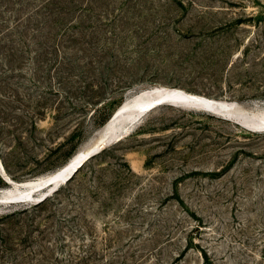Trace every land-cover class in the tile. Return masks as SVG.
Listing matches in <instances>:
<instances>
[{"label": "rangeland", "instance_id": "374dc122", "mask_svg": "<svg viewBox=\"0 0 264 264\" xmlns=\"http://www.w3.org/2000/svg\"><path fill=\"white\" fill-rule=\"evenodd\" d=\"M153 86L262 108L264 0H0L14 181L65 164ZM146 116L43 207L0 204V264H264V132L171 105Z\"/></svg>", "mask_w": 264, "mask_h": 264}, {"label": "bare ground", "instance_id": "6f19581e", "mask_svg": "<svg viewBox=\"0 0 264 264\" xmlns=\"http://www.w3.org/2000/svg\"><path fill=\"white\" fill-rule=\"evenodd\" d=\"M172 96L189 101L199 106L193 107L184 104L173 105L170 101H168L164 104L157 105L156 107L150 110L147 109L155 101ZM163 105H171L174 107L187 109L192 108L193 110L209 112L211 114L218 115L222 118L234 121L248 131L254 133L264 132V105L262 108H258L253 111H246L236 102L214 99L195 93L186 92L179 88L153 86L147 89L140 90L138 92L135 91V93L130 95L121 104L114 116H112L105 124V126L101 129L97 140L94 139L95 142H92L93 144L90 146H86L87 148H81L80 150H78L74 155L71 156V158L65 164L55 169L54 171L39 176L37 178H32L26 181H15L16 183H14V187L1 188L0 200L19 199L20 201L17 200L14 203L0 202V204L10 205L23 203L34 205L35 202H33L32 200H37L42 197L45 193L50 191L49 189L52 186L61 184L59 187L60 189L62 186L70 182L68 181L62 183L77 169V167L80 166V164L85 160L86 155L89 154L92 150L99 149L100 151L101 149H104L106 146H108V144H105L107 139L121 140L122 136H128L134 131L136 126L140 124V122L149 112ZM203 106H207L209 108L212 107L213 109L218 110L220 112L215 113L213 110L206 109V107L204 108ZM245 126H250L254 129L251 130ZM99 151L95 155H97ZM95 155H93L92 157H94ZM92 157H90L89 159H91ZM89 159H87L80 166L74 176L77 175L79 170L83 168V166L87 163ZM54 176L57 177L56 184L48 186L44 189H39L41 188V186L51 180ZM74 176L71 178V180L74 178Z\"/></svg>", "mask_w": 264, "mask_h": 264}, {"label": "water", "instance_id": "95a60500", "mask_svg": "<svg viewBox=\"0 0 264 264\" xmlns=\"http://www.w3.org/2000/svg\"><path fill=\"white\" fill-rule=\"evenodd\" d=\"M155 93V92H154ZM158 97V96H156ZM170 101L173 105H178V104H184V105H187V106H193V107H197L199 105L197 104H194V103H191L189 101H186V100H182V99H179L177 97H168V98H162V99H159L157 101H155L151 106H149L147 109L150 110L154 107H156L157 105H161V104H164L165 102H168ZM202 106V105H201ZM204 108L206 107V109H210V110H213L215 113H219L220 111L218 110H215L213 109L212 107H207V106H203ZM221 108V107H220ZM117 112V111H116ZM115 112V113H116ZM114 113V114H115ZM114 116V115H113ZM229 117V116H228ZM245 127H248L249 129L253 130L254 128L253 127H250V126H245ZM124 138L123 136L121 137V139ZM110 140V139H109ZM99 151V149H94L92 150L89 154L86 155V158L85 160L80 164V166L87 160L89 159L90 157H92L93 155H95L97 152ZM100 152V151H99ZM77 167V169L66 179L64 180L62 183L64 182H68L71 180V178L74 176V174L76 173V171L80 168ZM0 175L1 177L3 178V180L6 182V184L9 186V187H14V183H16L14 180H12V178L7 174L6 172V169L2 163V160L0 158ZM56 181H57V177L54 176L51 180H49L46 184H44L43 186H41V188L39 189H44L48 186H51L53 184H56ZM18 184V183H17ZM61 184H58V185H54L52 186L48 191L47 193H45L42 197H40L39 199L37 200H32L33 202H35L34 204H39V203H42L44 202L46 199H48L49 197L53 196L56 192L59 191V187H60ZM17 200L19 199H4V200H0V202H8V203H14L16 202ZM20 201V200H19ZM22 201H25V200H22Z\"/></svg>", "mask_w": 264, "mask_h": 264}, {"label": "trees", "instance_id": "16d2710c", "mask_svg": "<svg viewBox=\"0 0 264 264\" xmlns=\"http://www.w3.org/2000/svg\"><path fill=\"white\" fill-rule=\"evenodd\" d=\"M4 161V160H3ZM6 166V165H5ZM48 202V199H46L44 202L42 203H39V204H34V205H31L30 207H36V208H41L43 207L45 204H47Z\"/></svg>", "mask_w": 264, "mask_h": 264}]
</instances>
